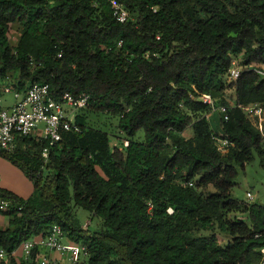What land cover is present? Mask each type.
I'll use <instances>...</instances> for the list:
<instances>
[{"label":"trees","instance_id":"trees-1","mask_svg":"<svg viewBox=\"0 0 264 264\" xmlns=\"http://www.w3.org/2000/svg\"><path fill=\"white\" fill-rule=\"evenodd\" d=\"M95 1L0 0V76L11 75L19 92L37 81L56 99L89 95L86 108L119 117L128 142L113 146L77 115L79 133L62 131L53 144L28 135L0 151L34 187L29 198L0 187L1 264H43L39 249L27 259L13 253L54 225L87 246L76 264H259L264 204L233 199L232 189L237 165L255 152L264 163V136L244 110L264 107V78L248 70L230 82L228 73L234 58L264 63V0H117L130 12L126 23L109 0ZM203 94L230 107L228 121L218 112L213 127ZM77 209L99 228L85 229Z\"/></svg>","mask_w":264,"mask_h":264},{"label":"built area","instance_id":"built-area-1","mask_svg":"<svg viewBox=\"0 0 264 264\" xmlns=\"http://www.w3.org/2000/svg\"><path fill=\"white\" fill-rule=\"evenodd\" d=\"M109 2L113 17L119 23H126L130 19V12L126 5L117 0H109ZM96 4L97 1L94 0V5ZM154 11L156 12L157 9H154ZM157 39H160V37L157 36ZM149 56V53L145 55L146 58H149ZM242 60H240V57L232 59L228 73L230 82L237 81L241 74L248 70H254L264 78V63L243 65ZM31 61L34 65L33 58H31ZM14 83L15 81L11 75L0 76V96L13 94L17 100L12 107L0 106V151H14L18 139L28 135L43 137L53 144L62 139V131H75L78 133L82 131L81 127L75 123L72 113L89 106V95L82 94L75 97L65 94L61 99H56L53 97L48 83L33 82L25 92L14 89ZM201 100L204 104L211 106L213 112H219L224 121L229 120V106H216L210 94H203ZM244 110L257 119L259 130L264 136V107L260 104H252L244 107ZM40 125H42L41 128H39ZM216 139L219 149L226 150L229 144L228 141L222 139L219 135L216 136ZM125 144H128V142L126 141ZM42 154L44 157H48L49 149L45 148ZM247 198L250 202H253L255 197L249 192ZM7 206V202H1L2 209H6ZM170 211L172 210L170 209ZM87 226H89V223H87ZM259 236H261V233L256 235V237ZM39 248H46L50 252V254L42 256L41 261L43 264H63L64 260L69 264H76L88 256L87 246L68 241L59 225H54L50 233L45 236L24 241L13 255L20 249L22 252L21 257L27 259L32 255L34 249ZM6 255L5 249H0V264ZM259 264H264V247L261 248Z\"/></svg>","mask_w":264,"mask_h":264},{"label":"rangeland","instance_id":"rangeland-1","mask_svg":"<svg viewBox=\"0 0 264 264\" xmlns=\"http://www.w3.org/2000/svg\"><path fill=\"white\" fill-rule=\"evenodd\" d=\"M18 36H19V31L17 27H13L9 34L10 43L15 44V42L18 39ZM240 60H242L241 57ZM227 95L229 98H231L232 101H234L235 98L234 89H228ZM1 101L2 102L0 106L5 108L12 107L17 102V100L14 99L13 94L3 95ZM77 115L83 116L85 118L87 127H91L107 132L110 136L111 144L113 146H121V143L126 142V139L123 138L124 134L121 133V131L119 130V117L109 114L107 112H97L87 108L79 109L72 113L73 118H75V116ZM218 117H219V113L211 117L214 128L217 126L216 125L217 122L216 120H214V118H218ZM41 127L42 125L39 126V128ZM119 135H121L122 138ZM192 135L193 132L191 131V129H188L184 132V136H186L187 138L192 137ZM136 139L140 141L144 140L143 130L138 132V134L136 135ZM3 159L6 162L11 163L5 158ZM236 169H237V175L234 178L232 198L240 201L250 202L247 198V193L251 192L255 197L253 202L263 205L264 204V163L261 162V157L259 156V154L255 152L252 161L248 162L244 168L237 165ZM200 190L204 194H208L209 192L214 191V188L213 186L209 185V186H203ZM76 214H77V218L83 224L85 229L95 231L99 228V219L95 216H92L91 213H89L88 211L84 209H77ZM237 215L239 218H246L245 215L242 213H237ZM246 220L248 221V219ZM6 223L7 222L4 221V224ZM87 223H89V226H87ZM22 258L23 257H21L20 259Z\"/></svg>","mask_w":264,"mask_h":264},{"label":"crops","instance_id":"crops-1","mask_svg":"<svg viewBox=\"0 0 264 264\" xmlns=\"http://www.w3.org/2000/svg\"><path fill=\"white\" fill-rule=\"evenodd\" d=\"M0 99H2V96H0ZM217 113L218 112H215L211 116H215V114ZM0 187L9 189L23 198H29L34 191L32 182L17 167H15L9 162H6L1 156H0ZM4 221L8 222V219L4 216H0V226H4L7 224V223L4 224ZM39 252H40V258H42L44 254H50L49 250L46 248H39ZM21 253L22 252L19 249L14 256L20 259ZM63 264H68V262L64 260Z\"/></svg>","mask_w":264,"mask_h":264}]
</instances>
